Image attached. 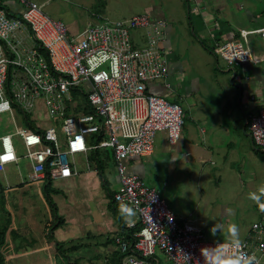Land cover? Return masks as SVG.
Listing matches in <instances>:
<instances>
[{"label": "built area", "instance_id": "2783aa9c", "mask_svg": "<svg viewBox=\"0 0 264 264\" xmlns=\"http://www.w3.org/2000/svg\"><path fill=\"white\" fill-rule=\"evenodd\" d=\"M187 1L195 9L201 3ZM20 2L23 9L17 17L0 9V160L12 157L0 162V177L25 158L27 184L61 181L77 174L75 155L109 148L120 182L114 200L135 209L141 225L130 239L126 233L114 238L124 264H159L157 250L167 264H205L201 249L218 244L227 245L229 255L243 251L264 264V212L259 207V218L241 249L229 241L207 242L199 226L178 221L160 191L129 170L130 158L154 154L161 132L176 144L185 124L179 103L149 91L168 76L163 47L167 21L153 20L149 13L124 20L103 18L73 34L38 3ZM253 32L264 38V28ZM248 35L217 42L214 53L229 66L264 61ZM16 114L26 120L24 125ZM42 115L54 125H38L35 118ZM8 125L13 132L7 131ZM249 133L264 153V105L251 118ZM16 138L24 146L23 156Z\"/></svg>", "mask_w": 264, "mask_h": 264}, {"label": "crops", "instance_id": "0c3cea01", "mask_svg": "<svg viewBox=\"0 0 264 264\" xmlns=\"http://www.w3.org/2000/svg\"><path fill=\"white\" fill-rule=\"evenodd\" d=\"M200 1L197 9L190 3H182L181 11L186 10L184 20L175 15L173 9L159 5L150 12L153 20L165 19L168 23L163 47L168 52L169 65L167 78L152 84L149 91L179 103L185 124L176 144H170L167 133L161 132L152 156L132 157L127 164L130 172L160 191L178 221L197 225L205 233L207 224L186 211L187 202H191L189 196L192 198L196 194L204 201L207 196L213 197L210 194L213 191L214 199L223 206L229 203V198L220 186L230 177L236 179L234 173L238 177L240 173H254L263 178L259 168L264 165V153L253 143L249 122L264 105V61L229 66L213 49L217 42L235 40L245 32L249 34L253 49L264 53L262 33L253 32L264 28V0ZM0 5L5 6L4 10L11 16L20 14L23 9L20 0H0ZM66 25L71 33H79V28L69 20ZM74 162L77 174L61 180L68 183L67 192L56 189V197L70 192L71 200L67 199L69 202L63 205L65 212L70 207L68 215L73 220L72 228L79 232L82 223L89 226L87 232L93 233L92 242L79 243L83 245L80 249L93 248L92 255L81 256L84 253L79 248L72 250L77 253V263L124 264V254L114 238L120 233L138 231L140 223L137 213L130 222H125L118 210L119 203L114 200L120 182L113 151L90 150L75 155ZM213 182L217 184L215 190L211 189ZM238 184L242 186L243 182ZM230 188L229 195L235 191L233 184ZM127 227H130L128 231ZM70 232L64 234L67 242L72 241L71 238L75 240L76 230ZM157 256L159 264H167L163 253L158 251Z\"/></svg>", "mask_w": 264, "mask_h": 264}, {"label": "rangeland", "instance_id": "374dc122", "mask_svg": "<svg viewBox=\"0 0 264 264\" xmlns=\"http://www.w3.org/2000/svg\"><path fill=\"white\" fill-rule=\"evenodd\" d=\"M34 1L50 17L55 19L61 18L66 23L69 20L72 25L79 28V32H82L89 26L99 24L106 17H110L112 20H123L129 19L134 15L150 14L156 5L173 9L175 15L180 18L182 17V20H184L186 19V10L183 9L181 11L182 3H189L187 0ZM61 15L62 17H60ZM140 34L138 33V36ZM33 115L30 114L29 118ZM16 118L20 124L24 125L26 123V120L20 115L16 114ZM35 120L38 125L44 128L54 125L53 120L45 118L44 115L38 116ZM6 129L8 132L14 131L12 125H8ZM15 140L18 154L23 156L25 153L24 146L22 142L17 141V138ZM107 150L110 153L112 152L109 148ZM80 162V165H82V159ZM241 164L243 165V162ZM28 166V160L22 158L17 166H8V171L5 174L6 177L2 176L4 178L0 179L3 185L0 189V232L6 229V241L0 251L3 264H78L79 259L76 258L77 253L72 250H75V248L80 249L83 246L79 243L85 244L92 242L90 239L93 238V233L87 232L90 229L89 226H85L80 222V231L78 232V229H75L77 232L74 236L75 240L71 238L72 241H65L64 234L66 232H69V230H71L70 233L75 232L72 228L73 226H71L73 220L68 215L70 207L68 206V212H65V205H63V203L67 204L66 201L69 199L71 200V193L68 191L69 193L67 194H60V197H56L57 195L55 193H51L58 209L56 214L53 206L43 194V187H39L37 184L30 185L26 183ZM110 167L108 166V168ZM235 170L238 171V168ZM261 172V175H263L262 179L256 177L254 173L244 172L240 173V177L234 173L236 179L230 177L228 181H224L220 189L228 195L226 198H229V203L223 204V206L218 200L214 199L216 195L214 196L213 191L210 193L213 197L209 199L207 196L204 201L196 194L192 198L189 196L191 202H187L188 206H186V211L188 214L193 213L194 216L199 217L203 224H207L208 229L205 231V241L232 242V238L228 232V226L230 224H236L238 226L239 239L241 241L244 239L253 222L259 218L258 205L249 199V193L257 192L259 187L264 186V165L262 164L259 168V173ZM22 179L25 184H19ZM146 180L147 182L149 181L148 178ZM238 182H243V185H239ZM232 184L234 185L235 191L229 195L228 193L232 189L230 185ZM67 185L68 183L66 181L53 182V187L61 192H67ZM245 185L247 186L245 187ZM216 187V182H213L211 189L215 190ZM226 208L229 209L228 214H226ZM58 222L63 225H60V229L57 230L58 227L55 229L54 227L57 226ZM67 224H70V226ZM215 224H221L224 227L213 236L210 229ZM79 237H85V239L78 240ZM80 250V252L84 253L81 256L92 255L93 251H95L93 248ZM161 259L164 262L163 256H161Z\"/></svg>", "mask_w": 264, "mask_h": 264}, {"label": "clouds", "instance_id": "9594fccd", "mask_svg": "<svg viewBox=\"0 0 264 264\" xmlns=\"http://www.w3.org/2000/svg\"><path fill=\"white\" fill-rule=\"evenodd\" d=\"M6 157L7 156L3 157L0 162L7 161L8 159H6ZM117 199L119 200V197H117ZM249 199L254 201L258 205L259 209L264 212V186L259 187L257 192H250ZM118 210L125 222H130L136 214L135 209L124 203L119 204ZM222 228L223 225L215 224L210 229V232L213 236H215L218 231L222 230ZM228 232L232 238V247L237 250L241 249L243 245L239 239L238 226L236 224H230L228 226ZM227 248V245L218 244L215 248L201 249V253L205 259V264H259V261L254 254L248 255L243 251H239L229 255Z\"/></svg>", "mask_w": 264, "mask_h": 264}, {"label": "trees", "instance_id": "16d2710c", "mask_svg": "<svg viewBox=\"0 0 264 264\" xmlns=\"http://www.w3.org/2000/svg\"><path fill=\"white\" fill-rule=\"evenodd\" d=\"M6 7L5 6H3V5H0V9H5ZM8 16H11V15H9L8 14ZM17 16H19V14L18 15H14V16H11V17H17ZM41 51H43L42 49H41ZM90 109L89 108H87V111H89ZM100 141V138L96 141V142H99ZM102 180H103V182H104V178H102ZM3 187V185H2V183H1V180H0V189ZM43 194L45 195V197H46V199L48 200V202L53 206V208H54V212L57 214V212H58V210H57V206H56V204H55V202H54V200H53V198H52V196H51V193H58V190H56L54 187H53V182L52 181H48L47 182V184L46 185H44L43 186ZM108 191H109V189H108ZM111 195H113V194H111ZM61 224H59V222L57 223V226H55L54 227V229L55 228H57V227H59ZM140 227H141V225H140ZM138 231L140 230V228H138L137 229ZM133 234V233H132ZM132 234H127L126 233V235H127V238L128 239H130V238H132L131 236H132ZM246 237V236H245ZM245 237H244V239H245ZM5 241H6V229H4L3 231H1L0 232V251H1V248H2V246L4 245V243H5ZM0 264H3V260H2V255H1V252H0Z\"/></svg>", "mask_w": 264, "mask_h": 264}, {"label": "snow or ice", "instance_id": "6c2138e0", "mask_svg": "<svg viewBox=\"0 0 264 264\" xmlns=\"http://www.w3.org/2000/svg\"><path fill=\"white\" fill-rule=\"evenodd\" d=\"M11 158H12V157H11L10 155L6 157V159H11Z\"/></svg>", "mask_w": 264, "mask_h": 264}, {"label": "bare ground", "instance_id": "6f19581e", "mask_svg": "<svg viewBox=\"0 0 264 264\" xmlns=\"http://www.w3.org/2000/svg\"><path fill=\"white\" fill-rule=\"evenodd\" d=\"M158 19V18H157ZM88 108V107H87ZM4 200V199H3ZM115 240V239H114Z\"/></svg>", "mask_w": 264, "mask_h": 264}]
</instances>
